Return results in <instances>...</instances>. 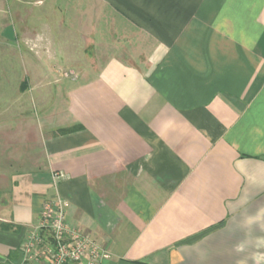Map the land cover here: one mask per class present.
Wrapping results in <instances>:
<instances>
[{"label": "crops", "instance_id": "obj_1", "mask_svg": "<svg viewBox=\"0 0 264 264\" xmlns=\"http://www.w3.org/2000/svg\"><path fill=\"white\" fill-rule=\"evenodd\" d=\"M51 11L44 34L24 18L4 33L49 55L44 40L59 33L65 62L71 48L96 57L36 138L0 126V264L21 263L56 195L67 223L110 253L103 264H264V0H57Z\"/></svg>", "mask_w": 264, "mask_h": 264}, {"label": "rangeland", "instance_id": "obj_2", "mask_svg": "<svg viewBox=\"0 0 264 264\" xmlns=\"http://www.w3.org/2000/svg\"><path fill=\"white\" fill-rule=\"evenodd\" d=\"M39 1L45 3L44 6L35 4ZM56 5L57 0H0V126L3 129L16 127L20 122L21 127H32L36 138L45 128V113L57 118V113L63 111L61 94L67 90L64 85L77 78L78 64L81 62L80 67L90 68V59L96 57L94 54L81 55V48L76 52L71 48L67 50L70 62H65L66 58L56 47L62 39L59 33L44 40L55 42L51 55L30 52L32 48L30 50L27 45L32 36L28 39L24 33L18 36L4 33L20 32V20L24 18L32 34H44L43 19L51 17V10H55ZM35 41L41 40L37 38ZM5 142L10 144L8 134L2 135L3 148Z\"/></svg>", "mask_w": 264, "mask_h": 264}, {"label": "built area", "instance_id": "obj_3", "mask_svg": "<svg viewBox=\"0 0 264 264\" xmlns=\"http://www.w3.org/2000/svg\"><path fill=\"white\" fill-rule=\"evenodd\" d=\"M63 178V174H54V185ZM68 207L60 195L45 203L39 226L21 246L20 264H103L111 258L96 241L67 223Z\"/></svg>", "mask_w": 264, "mask_h": 264}, {"label": "trees", "instance_id": "obj_4", "mask_svg": "<svg viewBox=\"0 0 264 264\" xmlns=\"http://www.w3.org/2000/svg\"><path fill=\"white\" fill-rule=\"evenodd\" d=\"M65 133H70L69 131H65Z\"/></svg>", "mask_w": 264, "mask_h": 264}]
</instances>
